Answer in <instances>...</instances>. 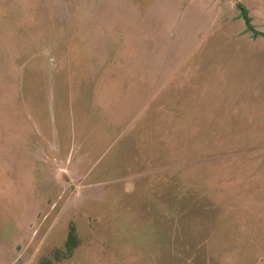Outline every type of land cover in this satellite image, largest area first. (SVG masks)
<instances>
[{
  "label": "rangeland",
  "instance_id": "rangeland-1",
  "mask_svg": "<svg viewBox=\"0 0 264 264\" xmlns=\"http://www.w3.org/2000/svg\"><path fill=\"white\" fill-rule=\"evenodd\" d=\"M70 222L55 264H264V0H0V264Z\"/></svg>",
  "mask_w": 264,
  "mask_h": 264
},
{
  "label": "trees",
  "instance_id": "trees-1",
  "mask_svg": "<svg viewBox=\"0 0 264 264\" xmlns=\"http://www.w3.org/2000/svg\"><path fill=\"white\" fill-rule=\"evenodd\" d=\"M238 8L246 21V24H250V19L247 16V10L244 6L239 5ZM250 26V25H249ZM81 243L80 237L77 234L76 226L74 222H70L68 227V235L64 246L62 248H57L53 251V257L44 256L37 264H55L56 262L70 258L74 251L79 247Z\"/></svg>",
  "mask_w": 264,
  "mask_h": 264
}]
</instances>
